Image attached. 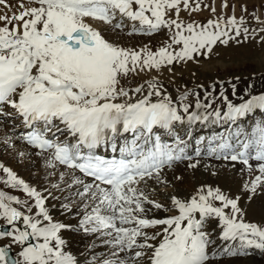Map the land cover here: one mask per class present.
I'll return each instance as SVG.
<instances>
[{"label":"snow or ice","instance_id":"obj_1","mask_svg":"<svg viewBox=\"0 0 264 264\" xmlns=\"http://www.w3.org/2000/svg\"><path fill=\"white\" fill-rule=\"evenodd\" d=\"M219 7L0 0V146L43 175L33 184L0 162V264H236L264 253V225L243 207L264 196V92L238 95L239 76L169 90L178 68L218 72L214 58L233 46L255 42L264 60L262 15ZM201 168L231 170L235 191L208 181L182 193L183 173ZM80 234L91 241L83 259L71 248Z\"/></svg>","mask_w":264,"mask_h":264},{"label":"rangeland","instance_id":"obj_2","mask_svg":"<svg viewBox=\"0 0 264 264\" xmlns=\"http://www.w3.org/2000/svg\"><path fill=\"white\" fill-rule=\"evenodd\" d=\"M215 3L218 12H220L221 10L219 5L221 3V0H215ZM229 5L230 7L227 12V14L229 15H231V7L233 5L236 8L235 14L238 17L240 15H244V13L241 12V5H246L248 7L249 12L257 11V13L261 14L262 18H264L263 0H229ZM208 15L209 14L207 12H204L201 14H197L196 18L199 20H204ZM250 26L254 27L255 24L250 22ZM217 51H221V49H218ZM223 51H225V56L222 60L216 61L215 58L213 60V64L219 66L218 72L213 70L210 73H205L202 72L200 69H198L195 65H190L187 69H183V70L178 68L177 69L178 73L182 72L183 74L182 76L178 75L176 79L177 82L175 81L176 84L174 83L172 84L177 86L187 83L189 87H192L195 84L203 83L205 87H208V85H210L214 79L227 81L229 79H233L236 76H239L240 77L239 81H235L233 79V82L236 83L238 94L244 93L245 89H247L249 85H251V90H253V88L254 89L261 88V90L264 92V82H262L264 81V60H262L261 58V50L259 49V46H257L255 42H252L246 45H242L239 48L233 46L232 48ZM192 72H197L196 78L192 77L191 75ZM229 86L230 85L226 84V87L228 89L230 88L229 91L231 93V86L230 87ZM217 91H219V88L217 89ZM230 96L231 94H229V97ZM1 134L2 132H0V135ZM11 155L12 154L10 153V151L4 150L0 154V161L6 164L7 162L9 163L10 162L9 157ZM21 164H22L21 160L17 157V159L14 162V166L19 167L21 169L20 167ZM24 171H23V176L24 178L26 177L27 180L28 178H30L31 174L33 179H36L39 176L43 178L42 173L39 172L36 169V167L33 165L27 169H24ZM186 190L191 191L190 187H186Z\"/></svg>","mask_w":264,"mask_h":264},{"label":"bare ground","instance_id":"obj_3","mask_svg":"<svg viewBox=\"0 0 264 264\" xmlns=\"http://www.w3.org/2000/svg\"><path fill=\"white\" fill-rule=\"evenodd\" d=\"M264 2V0H263ZM177 82V81H176ZM264 82V81H262ZM176 84V83H174ZM174 84L170 85L169 84V90L172 91L176 87ZM263 85V83H262ZM230 87V86H229ZM258 87V86H257ZM263 87V86H262ZM228 89V88H227ZM230 88L228 89V91ZM258 90V91H256ZM253 94H258L259 92H263L261 88H253L252 90ZM228 94H231L230 91ZM238 95H244V93L238 94ZM230 99L234 100L235 102H239L236 97L230 96ZM247 98V97H245ZM256 118H260V114H256ZM218 131L220 129H217ZM3 134V133H2ZM1 134V135H2ZM3 148L0 146V154L4 151H2ZM17 159L15 154H12L9 157V163L7 162L4 163L6 166L11 167L17 174L22 177L23 176V171L24 169L29 168L30 166H35L36 169L42 173V169H40L37 165L36 162L33 160H21L22 164L20 165L21 169L19 167L14 166V162ZM1 162V161H0ZM181 165L180 169H178V172L183 169ZM25 172V171H24ZM38 172V174H39ZM184 184H180L179 187L181 189V192H187L186 187H190V190L197 185L198 183L201 182H215L218 186L224 187L226 191H235V185L237 181L239 180L238 175H233L231 170L229 169H221L217 175L213 176L209 172L205 171L204 169L198 170L195 174L191 173L190 171H185L184 173ZM24 178V176L22 177ZM40 180H43L42 177H38ZM32 178V174L30 175V178L28 180L26 177L24 178L26 181H30L33 184L37 182V179ZM51 179H55L54 177ZM186 183V184H185ZM189 186H188V185ZM163 191V189H161ZM171 191V189H169ZM243 207L245 208V220L246 222H251V223H257L259 225H264V196L257 197L253 201H248L247 199L243 200ZM62 218V216L60 217ZM91 243L90 239L87 237H83L82 234L76 235L74 238L71 240V248L74 252H77L81 255V259H83V256H87L89 249L88 245ZM236 264H264V253H260L259 251H253L251 255L243 258H237L236 259Z\"/></svg>","mask_w":264,"mask_h":264}]
</instances>
